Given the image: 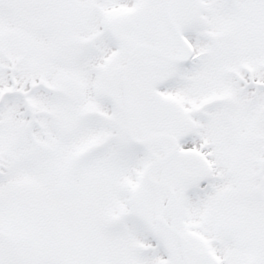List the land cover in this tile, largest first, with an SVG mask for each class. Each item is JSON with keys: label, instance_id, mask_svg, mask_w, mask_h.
<instances>
[{"label": "snow or ice", "instance_id": "1", "mask_svg": "<svg viewBox=\"0 0 264 264\" xmlns=\"http://www.w3.org/2000/svg\"><path fill=\"white\" fill-rule=\"evenodd\" d=\"M0 264H264V0H0Z\"/></svg>", "mask_w": 264, "mask_h": 264}]
</instances>
